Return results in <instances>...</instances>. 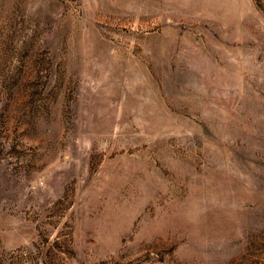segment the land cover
<instances>
[{
	"label": "rangeland",
	"instance_id": "rangeland-1",
	"mask_svg": "<svg viewBox=\"0 0 264 264\" xmlns=\"http://www.w3.org/2000/svg\"><path fill=\"white\" fill-rule=\"evenodd\" d=\"M0 264H264V0H0Z\"/></svg>",
	"mask_w": 264,
	"mask_h": 264
}]
</instances>
